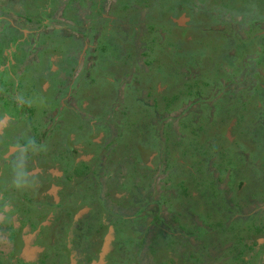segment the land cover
<instances>
[{
  "label": "flooded vegetation",
  "instance_id": "af4514ba",
  "mask_svg": "<svg viewBox=\"0 0 264 264\" xmlns=\"http://www.w3.org/2000/svg\"><path fill=\"white\" fill-rule=\"evenodd\" d=\"M114 1L115 5L118 4V7H123V4L126 3L125 0ZM131 7L136 8L129 4L127 10ZM200 7L201 4L198 5V8ZM192 8L193 6L189 5L184 11L182 9L185 8L181 5L179 9L182 12L176 19L164 11L159 14L161 20H171L176 23L178 26L175 31L176 35L189 48L199 41L203 44L206 42L205 40H208L205 39L207 38L205 35L200 36L195 29L196 26L201 28V22L197 21L194 26H191L192 16L191 13L188 14V11ZM195 10L194 17L196 16L198 20H201L203 14L198 12V9ZM138 11H140L139 8ZM182 15L184 18H182ZM117 16L120 17V14ZM181 18L184 21L179 25L176 21L181 20ZM2 19L4 18L0 20ZM18 22L20 26L26 25L23 24L22 20ZM159 22L157 20L156 24ZM160 24L162 23L160 22ZM112 28L110 26V29L107 30L106 28L105 30V32H108L106 36L109 38V32ZM17 31L21 37L11 41L12 43L10 42L8 47L3 49L0 65V109L2 113V117H0V121H2L0 124V264H84V262L89 264L95 263V261L96 264H139V251L136 249L138 243L134 242V237L138 236V229L142 231L147 226L148 228L158 226L157 222L144 221V216L149 213H153L154 217L157 215L162 216V208L165 206L159 205L158 207L155 205V200H159V194L170 195L173 192L165 183L166 176H164L165 178L162 179L159 186L160 189H167L164 192L160 193V189H158L155 193L152 184L147 185L148 172L155 170L167 174L164 166L160 163L161 153L147 147H140L141 154H143L142 150H148L153 152L154 155L151 159L144 156L142 161L136 162V158L132 156L134 154L131 153V150L136 146L130 147L128 145L121 150L120 144L116 141V136L112 138L109 133V137H107L105 132L96 131L94 120L91 121L92 117L86 114L91 103L94 105L95 102L99 101V97H105L104 89L116 87L119 95H122L131 83L134 84V75L128 80L127 86L125 81L118 75L113 79L108 77L109 73H106L99 80H97V76H94L89 81L84 80V78L80 81V77L85 73V70L80 68L77 72L78 68H74V66L89 63L90 55L96 57L94 55L95 49L93 50L91 45L86 44L84 41L81 45V40L78 42V40L69 41L67 38H62L54 30L51 32L46 31L45 37L49 35L51 37L55 34V37H53L57 40V44H53L55 48L51 52H47L45 46V49H43L47 56L52 54L53 57L48 58L42 50L44 53H42V56L38 53L31 54L33 55L32 60L39 57L37 62L31 61L28 63L26 58H20L25 54L20 48L24 35L19 28H17ZM77 31L79 32V30ZM115 38L113 40L119 43L120 38L118 36ZM133 39L135 40V38ZM243 39L245 40V38ZM87 41L90 42V39L88 38ZM257 43L260 44V41L258 40ZM71 45L76 46L75 49H78V53L69 56V52H67L66 55H62L60 46L69 51L68 48ZM260 49L259 47L258 50L260 51ZM256 55L258 57V52ZM54 56V64H50L49 59L52 57L50 61L53 60ZM41 57L44 60V66L39 71ZM138 58L146 59L144 56ZM115 61L116 67H114L121 69L119 66L122 64L121 60L117 59ZM94 63H96V60ZM91 70L95 74L94 67ZM113 72L117 74L116 71ZM139 73L142 74L143 72ZM51 74H53L52 77H49ZM104 81L108 82L109 86L105 85L103 87L102 83ZM119 83L121 84L119 85ZM156 83V89L166 87L165 84H160V80ZM20 85H22L21 88H19ZM119 89L122 90L121 93ZM2 97L7 101H12L13 107L9 112L3 105L5 100H2ZM51 103L56 104L55 110L51 111L53 116H56V111L64 109L74 114L72 120H68L64 124L66 140L61 139L60 133L56 134L55 131L51 130L52 126H57L60 123L57 117H55L57 123H53L50 130L47 127L48 125L44 126L46 120L41 115L40 110L44 112ZM4 118L6 120L3 121ZM79 118L90 119L87 120L92 131L89 134L87 133L86 137L77 140L74 132L78 128L76 125L74 127L72 121H78ZM229 121L230 127L228 130L236 129L237 116L232 115ZM234 121L236 122L235 127H232ZM225 136L227 139L232 136L233 139L236 134L227 133L223 137ZM21 138H34L36 141L28 149V151L31 150V154L34 156L27 161V171L36 181V185L34 188L25 190H17L12 185L11 164L18 154V145L24 142ZM55 140L59 141V148L54 144ZM41 146H43V150ZM211 148L213 149V147ZM9 149L14 150L16 154H9ZM62 153L65 154L63 157L60 156ZM235 154L241 155L239 152L233 153L234 156H236ZM212 158L208 159L211 164L214 163ZM244 158L246 159V156ZM188 163L184 165V168L191 171V162ZM232 163H234L233 160ZM235 165H237L235 170H243V176L235 178L232 192H229L226 181H220L217 178L218 174H216L215 185L219 191L214 190V193L210 194L204 191L207 198H201L199 192L192 190L186 198V202H184V205H187L184 209L188 210L189 206L194 205L196 211L205 216L207 211L211 210L207 207L209 205H219L220 207L223 205L232 208L234 211L236 209L244 210L247 207L250 209L256 202L264 205V185H262L264 182L261 183L260 178L250 179V173L244 175V170H249L248 165L245 166V163L241 164L239 162ZM122 168H125L126 173H121ZM10 169L11 171H9ZM102 179H106L103 186L99 185L100 182L94 181ZM256 182L259 184L257 185ZM155 185L157 186V183ZM143 187L146 188V192ZM90 189H95L100 193L103 192V198L85 195V191L89 193ZM215 192L218 193L219 197H221V193H226L225 199L214 198L216 196ZM142 193H145V195H142ZM191 200L193 201L191 202ZM230 201L235 202L233 207L230 206ZM222 202L226 203L222 204ZM179 206L178 204L175 206L178 211L181 208ZM188 213V216H191V210ZM211 214V216H214L216 213ZM172 216L170 215L167 221L173 224V229L177 230L181 226L173 220ZM196 218L200 217H193V221ZM124 222L126 225L122 227ZM192 224L194 225L195 222H192ZM219 224H222L220 220ZM172 227L167 229L164 227L163 231L172 232ZM207 227L210 228L200 218V224L197 230L194 231L197 233L191 235L186 233V236L189 238L194 237L195 241L200 243L202 257L208 253L204 249L206 245L209 248L211 246L216 247L213 253L209 252L210 264L212 262H215L214 264H264V256H262L264 243L261 244L264 236L253 234L250 237L241 229L234 231L236 233H234L233 239L229 240V237H218L223 234L222 231L210 229L208 232L206 231ZM213 233L216 234L217 238L214 243L218 242L220 244H214L211 241L209 243L205 242L206 237ZM177 234L173 233L175 236ZM252 236L255 240H257V237H262L260 241L257 240L261 245L257 242L253 243ZM235 240H238L239 244L228 243ZM157 241L159 242V239ZM222 241H225L224 244H222ZM246 245L248 248L245 250ZM215 252L216 255H214ZM156 259L158 264H196L193 260L183 261L175 251L165 252L162 257L158 255Z\"/></svg>",
  "mask_w": 264,
  "mask_h": 264
},
{
  "label": "trees",
  "instance_id": "16d2710c",
  "mask_svg": "<svg viewBox=\"0 0 264 264\" xmlns=\"http://www.w3.org/2000/svg\"><path fill=\"white\" fill-rule=\"evenodd\" d=\"M39 1L40 3H45L46 1L50 0H33L31 4L34 5L35 2ZM126 3L123 4L122 8V15L127 11V7L129 4H131L130 0H125ZM247 0H138L135 1L137 4H140V7L149 8L147 13L144 15L143 19L147 22L146 25V34L143 35L139 39L140 44L137 45L135 43L134 39L131 38H124V34L122 32H119L116 27H113L111 32H109V36H106V34H102L103 40L101 42H97V47L95 49L96 55V67H94L95 76H97V80L102 79V77L109 73L108 77L116 78L117 74L113 72L114 68L116 67V59H121V62L124 61L125 64H129L132 61H134L135 65H137V59L139 56H144L145 63L149 66L150 72H145L142 74H139L138 72L134 75V84H131L127 90L123 91L122 95H119L116 87H110L111 92H109V95L107 99L104 98H98L99 101L95 102L93 105L91 103L87 115L91 116V121L95 118L96 120L100 121L101 123H106L108 120L106 119L109 115V107L111 105H114V103L118 100H120L119 107L121 108L119 112V118L121 121H128L130 125H139L144 120V116L148 119H154L156 111L159 110L158 105L163 106V111L169 112V107H171V104H177V103H187L192 98H203V93L206 91V87L208 86V80H211L214 82L216 86V94H222L226 92L228 87H225V82L232 81L233 78L236 77V75L239 73L241 68L237 65V62L240 61V58L244 56L245 51L248 50H255V52H252L253 55H256L258 52V57L253 59L254 65L257 69H261L264 71V34L258 36L257 30L255 31L254 27L251 26L250 30L245 33L246 39L244 40L243 37H230L228 36L226 32L222 34V31L230 30L232 27H230L231 23L227 22V18L229 15L231 16V13H235L237 15H243L246 12H254L255 15H264V0H249V3L246 2ZM207 2V6H203L202 4ZM126 4V5H125ZM196 5L195 7L193 5ZM201 4V7L198 8V5ZM32 5V6H33ZM182 5V9L186 11V7L189 5L193 8L192 10L188 11V14L191 13L192 20L190 22L191 26L195 25V22L197 21L201 22V28L198 26L195 27V29L199 32L198 34L200 36L205 35L206 42L202 44V42H198L191 46L185 45L183 41L179 40L180 38L176 35L175 31L177 30L178 26L174 21L171 20H161V16L159 14L162 13V11L171 14L175 19L178 15L182 12L180 6ZM160 7V8H158ZM210 7V9L208 8ZM143 9V8H141ZM195 9H198V12H201L202 14H205L204 17H202L201 20H198V17H194V13L196 12ZM214 9L218 12L217 17H213ZM127 13V12H126ZM140 14V13H139ZM138 15V14H137ZM221 15V16H220ZM141 16V14H140ZM219 19L217 26H209L208 23L211 22V20ZM134 20H137V17H133ZM160 21L158 24H156V21ZM29 21V20H28ZM105 21V20H104ZM110 21V23H116L117 20H107ZM31 22V21H30ZM252 24H255V21L252 22ZM229 25V26H227ZM143 28H141V31ZM201 29V30H200ZM263 30V29H262ZM215 31V33H212ZM116 36H121L120 38H123L122 44L120 45L118 42L114 41L113 39H116ZM254 37V38H253ZM127 39V40H126ZM260 41V44L257 43V41ZM82 45V41L80 42ZM234 46V47H233ZM196 47V49H194ZM259 47L261 48L260 51L258 50ZM234 50L232 51V49ZM90 49V48H89ZM88 49V52H89ZM194 49V50H193ZM21 50H24L21 49ZM91 50V49H90ZM142 50V51H141ZM237 50V51H236ZM235 52L237 54H235ZM260 52V53H259ZM25 53V52H24ZM43 53V52H42ZM2 53L0 52V65L2 60ZM88 55V54H87ZM87 57V56H86ZM115 66V67H114ZM200 67V70L198 69L197 74L198 76L193 77V80L188 79V74L185 72V69L189 70L192 68L197 69ZM184 70V71H183ZM191 73V72H190ZM202 77L203 81H201L199 78ZM161 81L160 84H168L162 91L158 92L156 90L155 82ZM235 81V79H234ZM105 85L109 86V83L104 81L102 83V86L105 87ZM143 90H150L151 92H158L157 94H153L155 96L153 100V104L151 106H141L137 103H133L131 100V95H137L134 89H142ZM99 92V91H98ZM231 92V91H229ZM234 94V93H233ZM234 95V99H235ZM231 101H225V103H229V107L225 106L224 109H221L219 106L218 112H221L225 115L223 123L221 126L218 127V125H215L216 123V116L213 118H209L208 114L202 113L201 120L198 122V126L192 125L191 130L192 134L187 133L186 126L192 123V119L187 118L185 119L181 124V133L185 137H189L188 140H186L184 137L180 138V140H176V136L173 132L169 133L167 132L165 134V139L167 140V143H164V141L160 144V140L157 135H155L154 128L149 126V133L148 136L143 137L140 130H136V133L134 134L131 132V130H128V126H130L127 122L126 124H123L124 129L128 130L127 133L124 135H121L122 137L117 141V143L120 144V149L122 150L124 147L130 145L132 142V137L134 136L136 138V141L132 146H136V148L131 150V153L134 158H136V162L142 161L144 154H141L139 148L140 147H147L151 150H156L161 152V165L164 166L166 174L165 183L169 186L168 188L170 190H173L172 194L170 195H160L159 200H155V205L159 207V205H164L168 212L173 215L172 218L175 222L180 223L179 226L183 225L185 227V233L191 235L195 234V232H191L192 222L189 220V213L188 210H186V213L183 212L184 208L187 205H184V202H186V198L189 196L190 192L192 190H195L199 192V195L201 198H207L204 191L208 194L214 193V189L216 188L215 185V176L218 174V179L220 181L224 180L225 178L228 179L226 185L229 188V192H232L233 184L235 178H240V176H243V170H235L236 163H245L244 153H240L243 151H240L241 149L246 150L249 153L248 160L249 162H258L257 168L253 169L251 168V171L254 173L256 172H263L264 173V125L256 123V120L258 119L259 115L264 116V80H261L259 78L258 84L254 87L252 91V95L249 98V101H243L241 102L239 98H236L235 100ZM2 100H6L4 97H2ZM160 101L161 103L157 104V101ZM212 100V99H211ZM235 101V102H234ZM12 101H5L4 106L6 107L7 112H9L13 104H11ZM223 101H220L221 103ZM230 103H234V110L235 115L237 116V127L235 129L237 135L239 136V139L237 143L234 145L225 146L222 149L217 148V144L214 147V149H217L218 157L220 159V162H214L212 163L214 165V169H209V150L204 145L205 141L211 140V141H218L220 138L223 137V129H220L224 125L225 119L231 114V108L232 106ZM239 105H238V104ZM8 104V105H7ZM216 104V103H214ZM55 103H51V105L47 106L46 110L42 112L40 110L41 115H43L46 120V124L52 122L57 123L56 118L59 119L57 126H52L51 130L55 131L56 134L60 133L61 139L64 138L66 140V128L64 127V124L69 120L71 121L74 117V114L72 112L68 111L67 109H64L62 111H56V116H53L51 111L55 110ZM227 105V104H226ZM239 109H238V107ZM217 104L215 105V107ZM122 111V113H121ZM125 112V113H123ZM121 113V114H120ZM140 113H142V116L140 117ZM140 114V115H139ZM35 115V114H32ZM0 117H2L1 109H0ZM86 118V117H83ZM88 119V118H87ZM82 119L79 118V120H73L72 124L76 125L78 128L77 131L74 132L76 139H80L87 136V133L89 134L92 131L91 125L88 122L90 119ZM132 119H137L139 121H130ZM90 121V122H91ZM145 122H149L150 120L145 119ZM126 127V128H125ZM139 126L138 128H140ZM121 129V128H119ZM50 130V127H49ZM103 131L108 132V129L103 125H96V131ZM126 130V131H127ZM121 131V130H120ZM132 137H131V134ZM130 134V135H129ZM188 134V136L186 135ZM130 137L132 138L130 140ZM203 138L201 142V138ZM22 141L20 145L25 144V142L29 138H21ZM171 139V140H170ZM243 139L250 141V143H253V151H249L248 147H246L245 143L243 142ZM26 140V141H25ZM130 140V143H129ZM55 140L54 144L59 143V141ZM183 141V142H182ZM199 141V152L196 149L194 152H190L189 155H195L199 157L197 161L191 162V171L186 170L183 168V163L177 161L178 156L173 155V152L180 154V156L185 157V155H188L187 153L179 152L178 147L181 146L182 143H186L188 147L191 149L193 145L198 144ZM214 141V142H215ZM182 142V143H181ZM199 145V144H198ZM202 145V146H201ZM236 145V148H235ZM238 150V152L241 154H235L236 156L232 155L230 156L231 160L228 158V155L231 153V150ZM120 150V151H121ZM177 150V151H176ZM223 150L224 152H220ZM65 154L62 153L60 156L63 157ZM128 160V159H127ZM232 160L234 161V167L233 165L227 166V163H232ZM251 171L244 170V175L251 176ZM226 174L227 177H226ZM260 177V175H259ZM203 190V191H202ZM235 195L234 193H232ZM258 194V192H257ZM193 200H191L192 202ZM178 204L179 207H181L178 210L175 209V206ZM196 210L191 211V214H194ZM174 213V214H173ZM187 215V220L183 222L184 215ZM206 214V213H205ZM198 215H201L198 212ZM197 215V216H198ZM207 217L210 218L212 221H208L206 225H208L210 228L214 229L215 224H219V220L215 221V217L209 215L207 212ZM159 216V215H157ZM194 215L193 217H195ZM205 222V221H204ZM162 224V222H157V225L159 226ZM231 231L227 232L230 233ZM226 232L223 233V235ZM165 236L162 237L163 241H168L170 239V235H167V233H163ZM200 236V234H199ZM230 236V235H228ZM208 251V250H206ZM209 259L207 257L206 262H208Z\"/></svg>",
  "mask_w": 264,
  "mask_h": 264
},
{
  "label": "rangeland",
  "instance_id": "374dc122",
  "mask_svg": "<svg viewBox=\"0 0 264 264\" xmlns=\"http://www.w3.org/2000/svg\"><path fill=\"white\" fill-rule=\"evenodd\" d=\"M33 2V0H0V19L4 18L2 20H0V52L2 53L3 49L5 47H8V44L13 41L14 39H17L20 36V33L17 31V28L20 29V31L23 33L24 35V40L22 45L20 46V48H24V56H21L20 58L24 57L26 58V62H37L39 60V57H37L35 60L33 59V55H31L32 53H38L40 54V56H42V50L47 48V52H51L52 49L55 48V46L53 44H57V40H55L53 37H55V34L52 35L50 37L47 36L45 37V32L46 31H53L57 32L59 36H61L62 38H67L69 41H74V40H78V42L84 41L86 44H90L91 48L94 50L97 47V42H101V40H103V36L102 34H106L108 33L107 31L105 32L106 28L107 30L110 29V26L112 27H116L119 28L118 31L122 32V34H124V38H135V43L137 42V45L140 44L139 39L141 37H143L144 34H146L147 30H146V25L147 22L143 19L144 15L147 13L149 8H145V7H139L140 4H137L135 1L138 0H130L132 6L138 5L136 8H130L128 9L124 15H122V8L123 7H118V4L115 5V1L114 0H99L98 2L96 0H50L45 2V4H41L39 1L35 2L34 5L31 4ZM104 1V2H103ZM17 2H19V4H17ZM247 3H249V0L246 1ZM29 4V5H27ZM27 5V6H25ZM33 5V6H32ZM194 7L196 6L195 4L193 5ZM203 6H207V2L202 4ZM138 8L140 11H138ZM143 8V9H140ZM210 9V7H208ZM214 14L213 17H217V11L214 9ZM141 16H140V14ZM120 14V17H118L117 15ZM138 14V15H137ZM205 14H203L204 17ZM221 16V15H220ZM133 17H137V20H134ZM111 19L112 21H114L115 19L117 20L116 23H110V21H107V19ZM182 18L183 15H182ZM181 18V22L184 21ZM227 18V22L231 23L230 27H232L230 30L228 29L227 31H222L221 33L224 34V32L228 33L227 35L230 37H243L246 39V35L245 33L248 32L250 30V27L253 26L255 31L259 30V33L257 34L258 36L263 35L264 34V15H255L254 12H246L243 15H237L235 13H231V16L229 15ZM23 22V24H26L25 26H20L18 21ZM29 20V21H28ZM105 20V21H104ZM219 20V19H218ZM218 20L213 18L211 20L209 24V26H217L218 25ZM31 21V22H30ZM255 21V24H252V22ZM229 26V25H227ZM133 29H132V28ZM136 28V29H135ZM141 28H143V31H141ZM263 29V30H262ZM79 30V32L77 31ZM137 31H139V33H137ZM44 32V33H43ZM31 33V34H29ZM212 33H215V31H213ZM29 34V35H28ZM44 34V35H43ZM51 34V33H50ZM34 35V36H33ZM87 35V36H86ZM58 37V39H60ZM88 38L90 39V42L87 41ZM120 38V36H119ZM29 39V40H28ZM121 39L123 40V38H120L119 43L121 42ZM124 42V40H123ZM12 43V42H11ZM44 44V45H43ZM79 45V44H78ZM28 46V47H26ZM45 46V48H44ZM76 46L71 45L67 51V49H63L62 46H60V51H62V55H66L67 52L68 55L70 56L71 54H76L78 53V49H75ZM234 47V46H233ZM13 50H15V48H13ZM234 50V48L232 49V51ZM44 51V50H43ZM95 51V50H94ZM237 51V50H236ZM252 52H255V50H248L245 51L244 56L242 58H240V61L237 62L236 66H239L241 68V70L239 71V73L236 75L235 78H233L232 81L225 82V87H228V89L226 90V92L222 93V94H216V86L214 84L213 81L208 80V86L206 87V91L203 93V98H192L190 101H188L187 103H177V104H171V107H169V112L167 111H163V106L158 105L159 106V110L156 111L155 114V118L154 119H148L147 117L144 116V120H150L149 122H145L144 120L139 121L137 119H132L130 121H139L142 122L139 125H130L128 123V121H121L119 118V112L121 110V108L119 107L120 105V100L116 101L114 103V105H111L109 107V115L106 118L108 120V122L106 123H101L100 121L96 120L95 118L93 119L95 122V125H103L105 126L111 137H115L119 140L122 136L128 132V130L131 132H133L134 134L136 133V130H140L143 135V137L145 138V136H148V129L149 126L151 124V126L154 128L155 131V135H157V137L159 139L162 138V140H160V144L164 141V143H167V140L165 139V134L169 131L173 132L176 136V140H180V138H185L186 140H188L189 137H185L183 135V133H181V126H182V122L187 119L190 118L192 119V123L186 126L187 129V133L188 134H192V130L191 127L192 125L194 126H198V122L201 120V115L203 113L204 114H208L209 118H213L216 116V123L215 125L221 126L223 123V120L225 117V115L221 112H218L219 106L221 107V109H224L225 106H228L229 103H225L224 100L226 101H231L234 99V95L236 96V98H239V100L241 102L249 101V98L252 95V91L254 89V87L256 86V84H258L259 78L261 80H264V71L263 70H258L253 62V59L256 57V55H253ZM45 53V51H44ZM43 53V54H44ZM95 54V53H94ZM235 54H237L235 52ZM45 55L47 56V54L45 53ZM50 56H52V54H49L47 57L49 58ZM36 57V56H35ZM53 57V56H52ZM51 57V58H52ZM50 58V59H51ZM49 59V63L50 64H54L55 61V56L54 59L50 61ZM118 59V58H117ZM116 59V60H117ZM95 60L96 58L93 57V55H90L89 57V63L87 62L86 65H75L74 68H78V70H76L77 72L79 71L80 68H83L85 70V73L80 77V81L81 79L84 78V80L89 81L90 79H93L95 74L92 73L91 68L95 67ZM121 60V59H119ZM138 64L135 65L134 61H132L129 64H125L124 61H122V64H120L119 66L121 67V69H116L114 68L113 71L117 72L118 77H121L125 83L126 86L128 85V80L132 77V75H135V73H139V72H150V70L148 69V65L145 63V59H141L138 58L137 62ZM44 66V60L41 57V63L39 64V71L42 70ZM53 67V66H52ZM198 69L200 70V67L197 69H185V72L188 74V79L189 80H193V77L198 76L197 71ZM53 71V68L51 69ZM184 71V70H183ZM191 72V73H190ZM140 74V73H139ZM53 74L49 75V77H52ZM25 77H27V75H25ZM89 77V78H88ZM72 79V78H71ZM201 81H203V78L200 77L199 78ZM235 79V81H234ZM83 81V80H82ZM121 83H119L120 85ZM132 84V83H131ZM155 85L157 84L156 82L154 83ZM166 86L168 84H165ZM13 86V85H12ZM22 85L19 86V88H21ZM162 87V86H161ZM164 87V86H163ZM160 88L156 89L158 92L162 91L164 88ZM137 95H131L132 98V102L133 103H137L138 105L147 107V106H151L153 104V100L155 98V94H157L158 92H151L150 90H143L142 89H134ZM111 88H106L104 89L103 93L105 98L108 97L109 92H111ZM231 91V92H229ZM119 92L121 93L122 90L119 89ZM154 95H153V94ZM234 93V94H233ZM212 99V100H211ZM234 99V100H235ZM6 101V100H5ZM3 101V102H5ZM220 101H223L221 103H219ZM235 102V101H234ZM161 103L159 100L157 101V104ZM217 106L215 107L216 104ZM227 104V105H226ZM238 104V103H237ZM8 105V104H7ZM225 105V106H223ZM230 105L232 106L231 108V114L225 119L224 121V125L223 127H221L220 129H223V134H227V133H231L236 134L235 137L229 136V139L226 138V136L222 139L220 138V140L215 141L212 143L211 140L202 142L203 138L202 137L200 140L202 143H204V145L207 147V149L210 152L209 158L213 157L212 160L214 162L219 161L220 159L218 157V152L216 151L217 149H214V147L217 144V148L218 149H222L224 148V145L227 147L229 145H234L235 143H237L239 136L237 135L235 129L234 130H228L229 129V124L230 121L229 119L231 118L232 115L235 114V110H234V103H230ZM239 105V104H238ZM237 105V107H238ZM229 107V106H228ZM239 109V107H238ZM122 113V111H121ZM120 113V114H121ZM125 113V112H123ZM234 113V114H233ZM141 114V115H140ZM140 117L142 116V113H140ZM126 122L130 125L128 126V130L126 128V130L123 127V124H126ZM235 121L232 124V127H235ZM256 123L258 124H263L264 125V116L261 114L258 116V119L256 120ZM52 125V122L48 123L47 127H50ZM139 126H141L140 128H138ZM121 128V129H119ZM121 130V131H120ZM228 130V131H227ZM230 131V132H229ZM107 134V137H109V133L105 132ZM131 137H132V134ZM129 134V135H130ZM188 134H186L188 136ZM128 135V133H127ZM230 135V134H229ZM224 136V135H223ZM130 137V140L132 139L131 142V146L133 147L132 144H134V142L136 141V138L133 136L132 138ZM114 140V139H113ZM129 140V143H130ZM171 140V139H170ZM183 142V141H182ZM181 142V143H182ZM199 141V145L198 144H194L193 147L190 149L188 147V145L186 143H182L180 147H178L177 150H179V152L182 153H187L188 155H185V157H181L180 154H177L175 152H173V155L178 156V160L179 162L183 163V168L184 165L189 164L188 162H192V161H197L199 159V157L195 156V155H189L190 152H194V150L196 149L195 154L197 153V150L199 149L200 143ZM229 142V143H228ZM243 142L245 143L246 147H248L249 151H253V143H250V141H247L245 139H243ZM22 145V144H21ZM55 145L59 148V143H55ZM202 146V145H201ZM99 147V146H96ZM213 147V149L211 148ZM16 148V147H13ZM236 148V145H235ZM231 150V153L228 155V158L230 159L233 155V153H238V150ZM176 150V151H177ZM240 153H244L245 152V166L248 165V169L249 171H251V168L255 169L257 168V164L258 162H252L248 160L249 157V153L244 150L241 149ZM160 152V150H159ZM199 152V150H198ZM220 152H224L223 150H221ZM9 154L15 153L14 150H8ZM161 153V152H160ZM8 154V155H9ZM16 154V153H15ZM28 156L29 158H32L34 155L31 154V150L28 151ZM13 157V156H12ZM12 159V158H11ZM231 160V159H230ZM162 164V163H161ZM5 165V164H4ZM227 165H234V163H230L228 162ZM12 166V164H11ZM10 166V167H11ZM8 168H10L9 166H6ZM208 168L210 169H214V165L209 163L208 164ZM12 169V168H11ZM11 169L9 171H11ZM186 169V168H184ZM6 171V170H5ZM83 173V172H82ZM121 173L124 174L126 173L125 168L121 169ZM228 174H226L227 177ZM260 175V177H259ZM164 176H166L165 173H159L158 171H152V172H148V184H152V188L155 191V193H157L156 191L159 188V186L161 185V181L163 178H165ZM258 179L260 178V182H264V173L263 172H256L254 173L253 171H251V176L250 179ZM227 183L228 179L225 178L224 179ZM94 181H98L100 182L99 185H104L106 179H102V180H94ZM93 183V181H92ZM155 183H157V186L155 185ZM256 184L258 185L259 183L256 182ZM262 185H264V183H262ZM167 187V186H166ZM264 189V188H263ZM143 190L146 192V188L143 187ZM167 189H160V193L166 191ZM216 191H219V189H214ZM170 191V190H169ZM2 192V191H1ZM86 194L85 195H94V197H100L103 198V192H99L95 189H90L89 193L87 191H85ZM216 196H214V198L219 197L218 193L215 192ZM220 194V193H219ZM232 194V193H231ZM142 195H145V193H142ZM226 193H221V197L223 200L225 199ZM160 197V194L158 195V198ZM215 202L216 199H214ZM226 203V202H225ZM224 202H222V204H225ZM229 203V202H228ZM264 203V201H263ZM218 204V203H217ZM209 205V204H208ZM235 205V202L230 201V206L233 207ZM208 208H210L211 210H208L207 212L209 213V215H211V213H216L214 215V219L215 221L219 220L221 221L222 224H215L214 229L218 230V231H222L223 233L226 232L224 235H217L218 237H229V240L233 239V235L234 231H238L242 229V232L246 233L247 236L249 235L251 237V235L253 234H258L257 236H264V205H260V203H254V206L251 207L249 209V207H247L244 210H239L236 209L235 211L232 208H227L225 206L222 205V207L218 206H207ZM238 207V206H237ZM194 210H196V208L194 207V205L189 206L188 211L190 212ZM162 212L163 215L162 216H155L153 213H149L147 215L144 216V221H153V222H162V224H160L159 226H150L148 228L144 227L141 231V229H138V236L134 237V242L138 243L136 249L138 252V262L139 264H158L157 263V256L159 255L160 257H162L165 252H170V251H175L177 253V255L179 257H181L183 259V261L185 262H189L190 260H193L196 264H210V256H209V252H212L216 250V247L214 248L213 246H211L209 248L208 245H206L204 247L205 250H207L208 248V253L204 254V256L202 257L200 253L201 250V246L199 247L200 243H197L195 241L194 237H187L186 233H185V227L183 225H181L180 228H178L177 230L173 229L172 227V223H169V221H167V219H169V216L171 215L169 212H167V208L163 207L162 208ZM184 213H186V210L184 209ZM200 213V212H199ZM159 214H161L159 212ZM201 214V213H200ZM187 215H184V218L182 219L183 222L187 220ZM194 215H198V211H196L194 214H191V216H189V220L191 222H195L194 226H192L191 232L193 233L194 231L197 230L198 225L200 224V218L201 221H205V223L207 224L208 221H212L210 218L207 217V215L203 216V215H198L197 217L200 218H196L195 221H193V216ZM66 217V216H65ZM166 221V222H165ZM165 223V224H164ZM126 223L124 222V224H122V227L125 226ZM178 225H180V223H178ZM169 228L172 227V232H168V235H173V233H178L177 236L173 235L170 236V239L168 241H163L162 242V237L165 236L163 233H167L163 231V228ZM218 228V229H217ZM210 229L212 228H206V231H210ZM231 231L230 233H227ZM197 232H195L196 234ZM141 235V236H140ZM230 235V236H228ZM262 237H257L256 239L258 241L261 240ZM157 239H159V242L157 241ZM252 242H257V240H255L252 236ZM216 234L213 233L210 236H207L205 239V242L209 243L211 241V243H214V241H216ZM189 241V242H188ZM225 241H222V244H224ZM251 242V243H252ZM228 243H238V240L232 241V242H228ZM259 245L264 243V238H263V242L260 244V242H257ZM214 244H220L218 242L214 243ZM227 244V243H226ZM242 244V243H241ZM257 244V245H258ZM213 245V244H212ZM248 248V246L246 245L245 250ZM262 249H264V246H262ZM159 252V254H158ZM263 253V254H262ZM262 256H264V250L262 252ZM214 255H216V252L214 253ZM250 256V255H248ZM209 259L208 262H206L205 260ZM84 262V261H83ZM96 262V261H95ZM80 263V262H78ZM87 262H84V264H86ZM215 262H212L211 264H214ZM92 264V263H89Z\"/></svg>",
  "mask_w": 264,
  "mask_h": 264
},
{
  "label": "clouds",
  "instance_id": "9594fccd",
  "mask_svg": "<svg viewBox=\"0 0 264 264\" xmlns=\"http://www.w3.org/2000/svg\"><path fill=\"white\" fill-rule=\"evenodd\" d=\"M35 143L34 138H29L24 145H18V154L12 162V185L17 190L34 188L36 185V181L27 171L28 149ZM41 149L43 150V146H41Z\"/></svg>",
  "mask_w": 264,
  "mask_h": 264
},
{
  "label": "water",
  "instance_id": "95a60500",
  "mask_svg": "<svg viewBox=\"0 0 264 264\" xmlns=\"http://www.w3.org/2000/svg\"><path fill=\"white\" fill-rule=\"evenodd\" d=\"M179 25L181 24V21L180 20H177L176 21ZM4 120H6V118H4L3 119V121ZM1 122L2 121H0V124H1ZM9 150H11V149H9ZM142 152H143V154H144V156L147 158V159H151V157H153V155H154V153L153 152H150V151H145V150H142ZM92 264H96V262L95 263H92Z\"/></svg>",
  "mask_w": 264,
  "mask_h": 264
}]
</instances>
